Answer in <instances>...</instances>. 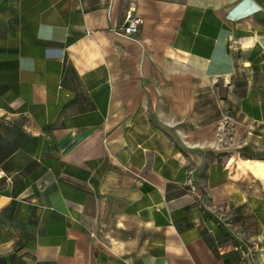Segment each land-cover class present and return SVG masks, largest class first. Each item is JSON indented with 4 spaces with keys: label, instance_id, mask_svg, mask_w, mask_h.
I'll list each match as a JSON object with an SVG mask.
<instances>
[{
    "label": "crops",
    "instance_id": "obj_1",
    "mask_svg": "<svg viewBox=\"0 0 264 264\" xmlns=\"http://www.w3.org/2000/svg\"><path fill=\"white\" fill-rule=\"evenodd\" d=\"M0 173V264H264V0H0Z\"/></svg>",
    "mask_w": 264,
    "mask_h": 264
},
{
    "label": "built area",
    "instance_id": "obj_2",
    "mask_svg": "<svg viewBox=\"0 0 264 264\" xmlns=\"http://www.w3.org/2000/svg\"><path fill=\"white\" fill-rule=\"evenodd\" d=\"M141 24V18L132 13V10H129L126 14L124 23L115 31L121 35L131 37L135 33L138 32L139 26ZM1 175V173H0ZM189 185L192 189H194V184L192 179L188 180ZM242 256H247L249 254V250L241 251Z\"/></svg>",
    "mask_w": 264,
    "mask_h": 264
}]
</instances>
